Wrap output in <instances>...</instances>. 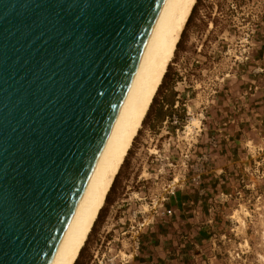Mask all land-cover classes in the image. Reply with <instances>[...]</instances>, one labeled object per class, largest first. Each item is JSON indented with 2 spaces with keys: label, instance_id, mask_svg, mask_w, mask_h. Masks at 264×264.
Here are the masks:
<instances>
[{
  "label": "rangeland",
  "instance_id": "rangeland-1",
  "mask_svg": "<svg viewBox=\"0 0 264 264\" xmlns=\"http://www.w3.org/2000/svg\"><path fill=\"white\" fill-rule=\"evenodd\" d=\"M188 19L76 264H264V0Z\"/></svg>",
  "mask_w": 264,
  "mask_h": 264
},
{
  "label": "water",
  "instance_id": "water-1",
  "mask_svg": "<svg viewBox=\"0 0 264 264\" xmlns=\"http://www.w3.org/2000/svg\"><path fill=\"white\" fill-rule=\"evenodd\" d=\"M165 0H0V264H48Z\"/></svg>",
  "mask_w": 264,
  "mask_h": 264
},
{
  "label": "bare ground",
  "instance_id": "bare-ground-1",
  "mask_svg": "<svg viewBox=\"0 0 264 264\" xmlns=\"http://www.w3.org/2000/svg\"><path fill=\"white\" fill-rule=\"evenodd\" d=\"M195 3L196 0L164 1L102 151L48 264H74L78 258L142 127Z\"/></svg>",
  "mask_w": 264,
  "mask_h": 264
},
{
  "label": "built area",
  "instance_id": "built-area-1",
  "mask_svg": "<svg viewBox=\"0 0 264 264\" xmlns=\"http://www.w3.org/2000/svg\"><path fill=\"white\" fill-rule=\"evenodd\" d=\"M199 178H200V173H197L193 178H192V180L196 183V184H198L199 183ZM166 213H167V215H171V210H167L166 211Z\"/></svg>",
  "mask_w": 264,
  "mask_h": 264
},
{
  "label": "trees",
  "instance_id": "trees-1",
  "mask_svg": "<svg viewBox=\"0 0 264 264\" xmlns=\"http://www.w3.org/2000/svg\"><path fill=\"white\" fill-rule=\"evenodd\" d=\"M189 20V19H188ZM183 34V33H182ZM179 43H177L178 44V46H179V44H180V41H178ZM165 76H166V74H165ZM167 103H171V102H169V101H167ZM165 116H167L166 114H164V113H162V112H159V115H158V118L160 119H162L163 117H165ZM114 184V183H113ZM113 187V186H112ZM112 189V188H111ZM109 195V194H108ZM108 195H107V198H108ZM107 198H106V200H107ZM77 262V261H76ZM76 262H75V264H76Z\"/></svg>",
  "mask_w": 264,
  "mask_h": 264
}]
</instances>
